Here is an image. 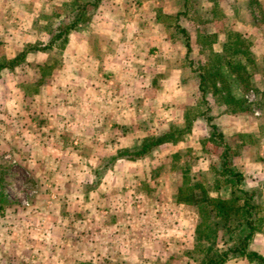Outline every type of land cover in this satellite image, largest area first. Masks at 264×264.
<instances>
[{
    "label": "crops",
    "instance_id": "1",
    "mask_svg": "<svg viewBox=\"0 0 264 264\" xmlns=\"http://www.w3.org/2000/svg\"><path fill=\"white\" fill-rule=\"evenodd\" d=\"M89 1L0 0V161L34 187L17 198L0 189V264H155L163 260L162 238L163 249H192L196 221L185 219L175 181L161 165L165 150L171 158L208 135L199 114L206 106L218 130L237 139L232 164L245 186L264 193V146L240 139L243 120L262 114L264 98H248L250 109L232 111L211 92L202 98L197 74L213 58L240 59L256 94L264 93V0H251L263 13L260 23L238 16L226 0L193 8L187 0H98L60 32ZM230 75L231 92L244 95L236 70ZM200 99L203 108L194 111ZM189 119L181 137L170 135L139 157L118 155ZM249 128L261 131L251 122ZM200 163L211 175L210 164ZM211 193L228 196L229 189ZM147 216L161 225L148 228V237ZM249 248L264 256V229L253 233ZM224 264L256 263L231 257Z\"/></svg>",
    "mask_w": 264,
    "mask_h": 264
},
{
    "label": "trees",
    "instance_id": "2",
    "mask_svg": "<svg viewBox=\"0 0 264 264\" xmlns=\"http://www.w3.org/2000/svg\"><path fill=\"white\" fill-rule=\"evenodd\" d=\"M98 0L82 3L75 11L73 19L60 30L66 32L75 26V23L85 18V10L89 4L95 5ZM187 39V33L180 29ZM189 49L188 40L186 41ZM243 52L246 54V42L239 43ZM235 47V46H234ZM24 52L19 53L15 58L9 60L11 65L17 59L22 58ZM5 64L1 63L0 68ZM199 90L202 98L208 92L224 100L232 111L248 110L251 108L250 102L242 94L236 97L229 88L228 80L233 77L230 75L236 70V79L240 82V89L247 81L248 73L245 63L235 58L216 57L210 60V64L204 70L198 69ZM219 81L221 86H217ZM223 90V92H222ZM209 127L207 140L219 142L222 150L218 155L217 163L210 164L211 176L214 182L200 183L194 181L193 186L199 188L187 194H182L181 189L175 193V199L178 202L192 203L197 208L199 219L194 229V241L199 255L198 264H224L231 257H244L250 262L264 264V256L255 249L249 248V242L253 233L261 228L264 222V215H260V192L257 188H248L244 186L243 173L232 164V146L225 135L218 130L213 122V116L209 114V108L200 111ZM192 121H186L185 126L177 127L171 131L164 132L156 137L146 138L137 148L124 149L119 151L118 155H127L131 158L142 156L158 144L163 143L170 135L180 133L182 136L190 130ZM223 187L229 189L228 196L220 194L213 195L212 191H218ZM260 199V200H259Z\"/></svg>",
    "mask_w": 264,
    "mask_h": 264
},
{
    "label": "rangeland",
    "instance_id": "3",
    "mask_svg": "<svg viewBox=\"0 0 264 264\" xmlns=\"http://www.w3.org/2000/svg\"><path fill=\"white\" fill-rule=\"evenodd\" d=\"M151 1V0H150ZM168 0H160L161 3H165ZM228 1V2H227ZM187 2L189 3V5L193 8L195 7L194 5H198V3H202L201 0H187ZM227 2V3H226ZM225 2V7L228 8V4H233V6L237 7V11H238V16H241L244 19H250V18H254L255 20L260 21L263 19V13L262 11H259L256 6V9H253L252 6H254L255 2L251 1V0H226ZM160 4H157L156 7H159ZM250 6V7H249ZM253 9V11L251 12L249 9ZM262 9V8H261ZM183 10H181L182 12ZM219 12V10H218ZM221 13V11H220ZM223 13V12H222ZM216 15V14H215ZM228 15L229 13L227 12L226 15H224L223 18L228 19ZM251 16V17H250ZM163 18L167 21H171L172 15L166 14V17L163 16ZM182 21L184 20V17H181ZM225 20V19H224ZM262 29H264V27H262ZM230 50V49H229ZM227 52L228 49H227ZM247 81H249V83H246L244 85V92L245 95L244 97L246 99H251V100H259V97L264 98V93L261 94H256L257 91H255V88L253 86V82L251 81V79L249 77H247L246 79ZM203 100L200 99L199 101V106L194 107V111H197L195 109L201 110L203 108ZM259 109L263 110L261 115L258 116H254L252 115L251 118L247 117L245 119V121L243 120V131L245 134H243L244 136H241L240 139L244 142H252L251 144H258L260 146V148L262 147V145L264 146V139L262 138V133L264 132V104L263 105H259L258 106ZM193 111V112H194ZM192 115V114H189ZM249 116V113H248ZM249 122H251L252 126H259V129H261V131L259 132L258 135H256L254 132H251L250 134V128H249ZM185 122L183 123H179L178 127H182V125L185 126ZM191 128V127H190ZM248 129V130H247ZM254 133V134H253ZM178 137H181L180 133H178ZM184 135V134H183ZM252 137H251V136ZM230 139H228L232 144H234V142H236V138H234L233 135H230ZM257 142V143H256ZM192 143V142H191ZM261 144V145H260ZM222 150V146L219 142H215L212 140H207L206 136H200L199 137V142L197 141V146H192L188 141L186 144L181 145V149L180 151L177 152L176 155L173 154V156L170 158V150H165L166 151V157L163 158V163L161 165L162 170L166 169L167 170V176L166 178H171L174 179L175 183L173 185L174 188V192L176 193L177 191L179 192L178 188H180L182 194H187L190 191L196 190L198 191L199 188H196L193 186L194 181H198L200 183H206L209 182L212 184V182H214L213 176H211L206 168L202 169V167H199V165H201L200 161H202V163H209V164H216L217 160H218V155ZM201 157L207 158L206 160H201ZM173 164V169H169V167H171ZM10 163L8 160H5L3 162L0 161V175H1V180L4 181V183L0 184L1 190L6 191V193L9 195L11 194L12 197L17 198L20 196H24V195H31L33 193V189L34 187H31V178L25 176L23 177L22 172H18L13 170L10 167ZM262 181V180H261ZM261 181H257L256 183H258L259 185L261 184ZM25 182V183H24ZM250 183H246L244 182V186L248 185ZM246 187V186H245ZM163 188V187H162ZM146 193H147V197H146V203L147 205H152V203L154 202V200L152 199L153 197V193H151V186L147 185L144 187ZM164 191H168V189L164 188V190H161V192L163 193ZM2 192V191H1ZM169 194V191H168ZM264 193L261 194L260 196V215H264ZM163 196V194L161 195ZM163 199V198H162ZM148 206L146 208H148ZM180 210L183 212V217H185V219L189 220L190 217H192L193 221L195 223L198 222L199 216L198 213L196 211V207L195 205H193L192 203H183V205H178ZM189 216V217H188ZM154 216H147L146 217V222H144L145 224V235L146 237H148V228L149 230H156L157 227H160V223L159 221H157L155 218H153ZM183 219V220H185ZM182 225L184 226L185 223H182ZM264 225V222H263ZM263 225L261 226L260 229H264ZM184 229V228H183ZM148 232V233H147ZM144 235V236H145ZM185 237V235H183ZM179 237V236H178ZM165 241L164 238H162V248L160 249V254H161V259H163L160 262H157L155 264H198L199 262V255H198V251L197 248L195 247V241H194V246L193 248H189V250L187 251H180L177 252L175 250H169L164 248L163 249V242ZM191 256L192 260L187 259V256ZM189 258V257H188ZM120 263V262H118Z\"/></svg>",
    "mask_w": 264,
    "mask_h": 264
}]
</instances>
